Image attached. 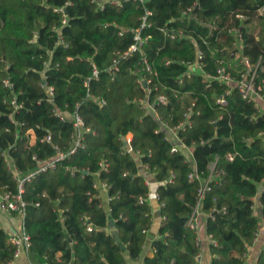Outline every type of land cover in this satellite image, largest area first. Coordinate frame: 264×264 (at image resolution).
I'll use <instances>...</instances> for the list:
<instances>
[{"label": "trees", "instance_id": "trees-1", "mask_svg": "<svg viewBox=\"0 0 264 264\" xmlns=\"http://www.w3.org/2000/svg\"><path fill=\"white\" fill-rule=\"evenodd\" d=\"M263 7L264 0H125L101 10L90 0H0V196L17 193L14 170L25 177L38 161L65 155L24 184L23 229L36 264L139 260L153 217L150 204L139 203L150 195L145 174L157 184L162 222L141 264L198 263L197 231L187 222L208 178L199 211L214 242L209 264H246L264 222V112L215 77L220 60L235 76L230 62L241 52L256 68L264 103ZM145 12L148 40L125 55ZM230 29L241 36V51ZM171 30L173 41L164 33ZM198 51L200 70L188 74ZM143 57L151 72L141 70ZM74 113L89 131L70 154ZM163 125L192 149L193 163L172 152ZM100 183L108 187V211L94 188ZM14 253L0 227V264H12ZM252 264H264V248Z\"/></svg>", "mask_w": 264, "mask_h": 264}, {"label": "built area", "instance_id": "built-area-1", "mask_svg": "<svg viewBox=\"0 0 264 264\" xmlns=\"http://www.w3.org/2000/svg\"><path fill=\"white\" fill-rule=\"evenodd\" d=\"M90 1L94 4H96V6L99 9L103 10L104 6L106 4L114 5V6L119 8V7H121L122 2L125 0H90ZM133 1L142 2L143 0H133ZM258 13L260 15L264 16V7L260 8L258 10ZM148 14H149L148 12H145L144 16L141 18L140 26L137 29L132 31L133 43L130 45V47H129L128 51L125 53V55H129V54L141 51L143 45L148 40V37H143L141 35V31L146 26V20H147ZM238 17L242 18L241 16H238ZM164 33H165V36L172 41L178 37L177 33L174 30L165 31ZM228 33L235 34V36H236V41L234 44L235 48L238 49V51H241V49H242L241 36L237 32H235V30H233V29L228 30ZM237 55H239V57H240L239 63L241 65V70L236 71V75L233 76L230 71H227V69L224 65V62L220 60L219 61V67L216 70L215 79L219 80L220 82L226 83L227 85H232V86L237 87L244 100L254 102L256 109L259 112H262V111L264 112L263 98L256 92V90L254 88V79L256 77V68H253L249 64L248 60L241 56V52H237L234 56L236 57ZM201 59H202V54L200 51H198L195 63L188 65V74L195 72V70H200ZM141 65H142V69H141L142 71L151 72V67L144 57L141 59ZM94 75L96 76V72H94ZM141 84H143V82H141ZM47 91H48V94L51 96L52 90L48 89ZM166 101H167V99L164 96L158 97L159 103L165 104ZM12 103L14 104V101H12ZM144 104H145V106L150 108V106H148L146 101L144 102ZM218 104L225 105L224 99H219ZM53 112H54V115L60 117L61 119H65V115L63 113L56 111V110H53ZM190 112H191V108L188 109V112L185 114V117H188ZM71 120H72L73 128L76 130L77 137H76V141H75V146L69 151L70 154L74 153L76 147L79 145V141L81 139L82 132L83 131H89V129L84 128L82 119L77 113H74L73 115H71ZM184 125L185 124H183V125L181 124V127ZM129 136L130 135H128L126 137V143L127 144H129V142L131 140V139H128ZM44 141L49 142L50 137L46 136L44 138ZM177 150H178L177 147L174 145V147L172 148V152H176ZM127 152L128 153L132 152V150L129 146H128ZM64 157H65V155L63 153H59L58 158L54 161H47V162H39L38 161L37 162V165H38L37 169L25 177H21L19 175V173H17L14 170V173L17 177L16 178V180H17V193L16 194L5 193V194L0 196L1 197V202H0L1 211H3L4 213H6L8 215H17L20 218L24 219L26 203L22 200V194L24 193L25 182L29 181L31 178H33L35 175H37L39 173H43V172H46L47 170L54 169L56 162L59 160H62ZM229 159H231V158H229ZM100 166L103 168H106V166L103 163H101ZM212 171L213 170H211V172ZM195 178H197V174L195 172L189 174L190 180H194ZM169 181H170V179H169ZM209 181H210V178H208L204 182L202 188L200 189L197 206H196L195 211L193 212L192 216L190 217V219L187 222V226L190 229H193L195 231H197V224L195 222L196 216H197V210L199 209V204H200V201H201V198H202L204 192L209 189L208 188ZM94 188L95 189L97 188L100 191L103 190V191L107 192L108 187L105 183H100L99 185H96V186L94 185ZM155 198L158 200L157 194L155 195ZM109 200H110V198L107 197V201H109ZM151 201H152L151 195H148L146 198H139L140 204H142L144 202L150 204ZM253 209H254V206H253ZM86 229H87V231H92L93 227L91 224L88 223L86 225ZM209 239H210V243H214L211 241L210 237H209ZM257 239H258V235L256 234L254 239H253L252 245H254L256 243ZM10 241L15 246L14 260L19 257L22 250H25L27 252L28 249L30 248L29 237L25 233L24 229H22L21 234H19V235L14 234L11 237ZM199 259H200V256L197 257V261Z\"/></svg>", "mask_w": 264, "mask_h": 264}, {"label": "crops", "instance_id": "crops-1", "mask_svg": "<svg viewBox=\"0 0 264 264\" xmlns=\"http://www.w3.org/2000/svg\"><path fill=\"white\" fill-rule=\"evenodd\" d=\"M161 129L164 131L166 137L169 138L170 141H174L173 142L174 145L177 147L179 151H181L185 155V157L189 160V162L193 163L192 149L186 148L181 144V142L177 139L176 131L170 130L166 128L164 125L162 126ZM144 176L146 179V183L149 186V189H151V186L154 185L155 191L152 194L151 192L152 190H150V195L152 197L150 206L152 209L153 217H152V224L150 230L147 232L146 235V246L143 249L141 258L152 253L150 245L154 239H157L159 237L158 231L162 222V218L158 214L159 204L157 199L155 198L157 184L155 183L151 175L145 174ZM100 193H101L100 197L103 201L102 204L104 208L108 211L107 194L103 190H101ZM0 202H1V197H0ZM259 211H260V203L257 199H255L254 212L255 214L258 215ZM207 218L208 216L206 214H203L201 211H199V209L197 210V216L195 222L197 224V238L200 246V255H199L200 259L198 260L197 264H209L211 260V255L209 252L210 239L205 233V223ZM0 227L9 234L11 239V237L14 234L16 235L21 234L23 229V219L17 215H8L3 211H1L0 209ZM257 235H258V239L256 243L248 248L246 254V264H252L256 260L260 251L264 248V222L260 223L258 227ZM141 258L137 261H128V264H141ZM12 264H36V262L28 255V253L25 250H22L19 257L16 258Z\"/></svg>", "mask_w": 264, "mask_h": 264}, {"label": "rangeland", "instance_id": "rangeland-1", "mask_svg": "<svg viewBox=\"0 0 264 264\" xmlns=\"http://www.w3.org/2000/svg\"><path fill=\"white\" fill-rule=\"evenodd\" d=\"M239 61H240V57H239V55H237L234 58V60L230 62V69L233 71H237V70L241 69V65H240ZM128 139H131V137L129 136ZM214 167H215L214 164L210 165V169L214 170ZM150 190H152L151 192L153 194V192L155 191V186L152 185Z\"/></svg>", "mask_w": 264, "mask_h": 264}, {"label": "water", "instance_id": "water-1", "mask_svg": "<svg viewBox=\"0 0 264 264\" xmlns=\"http://www.w3.org/2000/svg\"><path fill=\"white\" fill-rule=\"evenodd\" d=\"M144 88H146V82H143ZM261 191V187L258 188V192Z\"/></svg>", "mask_w": 264, "mask_h": 264}]
</instances>
